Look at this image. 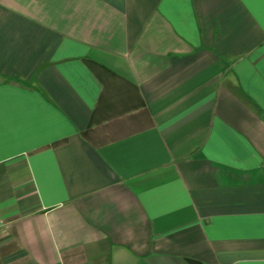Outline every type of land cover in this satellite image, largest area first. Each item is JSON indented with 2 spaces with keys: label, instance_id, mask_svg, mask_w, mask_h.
Wrapping results in <instances>:
<instances>
[{
  "label": "crops",
  "instance_id": "crops-1",
  "mask_svg": "<svg viewBox=\"0 0 264 264\" xmlns=\"http://www.w3.org/2000/svg\"><path fill=\"white\" fill-rule=\"evenodd\" d=\"M0 264H264V0H0Z\"/></svg>",
  "mask_w": 264,
  "mask_h": 264
}]
</instances>
